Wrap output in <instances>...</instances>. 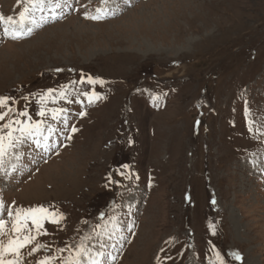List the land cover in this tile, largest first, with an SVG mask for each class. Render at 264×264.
<instances>
[{"label": "rangeland", "instance_id": "1", "mask_svg": "<svg viewBox=\"0 0 264 264\" xmlns=\"http://www.w3.org/2000/svg\"><path fill=\"white\" fill-rule=\"evenodd\" d=\"M26 6L0 0V135L42 124L0 163V242L17 209L49 216L20 264L82 241L99 264H264V0H38L20 23Z\"/></svg>", "mask_w": 264, "mask_h": 264}, {"label": "snow or ice", "instance_id": "2", "mask_svg": "<svg viewBox=\"0 0 264 264\" xmlns=\"http://www.w3.org/2000/svg\"><path fill=\"white\" fill-rule=\"evenodd\" d=\"M18 4L21 2V0H17ZM28 4L31 5V7H24L20 13H19V22L22 23L25 19L26 14H30L32 8H34L38 2V0H27ZM39 2H43V0H39ZM102 3H106V0H101ZM103 11L102 8H97L96 15H89L87 12L85 13V18L87 19H93L98 20L101 19L100 13ZM0 23H5L6 25H14L17 23L16 20L12 16L4 17L0 15ZM6 26L4 28V34L9 36L12 39H19L22 35L21 31ZM29 32L31 29L28 30ZM90 83H96L97 81H94L91 77L88 78ZM83 82V80H82ZM53 90L49 89L48 93H51ZM64 93H61V96H63ZM86 97H88L89 102H92L93 97L99 99L97 93H84ZM155 99V97H154ZM7 97H0V108L7 107ZM12 109H8V111H0V121L5 120L9 112H11ZM52 114L53 119L57 118L58 114L63 113L64 109H52L49 110ZM18 115L21 116H27L26 112H20ZM39 115L43 117L45 115V111L41 109L39 112ZM81 116L85 115L84 112L80 113ZM15 123L20 125L19 128L13 129V120L8 119V122L2 125L4 129H8L6 135H0V163H2L4 155L7 153L8 149L15 148L18 143H21L23 140V137L27 136L31 138L32 136L36 135L39 130L40 126L42 124V121L37 122H31L30 118L28 122L15 120ZM13 130L19 131L21 133L20 137H13L12 133ZM52 129L50 128L49 131ZM77 129L75 127L72 128V131L75 132ZM251 131V129H249ZM47 139V137H45ZM39 143V141H36ZM125 168L128 166L125 165ZM215 203V201H212ZM40 214V215H37ZM13 213L9 211V216L11 217ZM49 213L48 209L44 208L43 206H39L36 208H31L28 210H20L17 209L15 214V219L12 221V232L16 235L14 237H10L7 244H4L0 242V264H20L21 259V249L26 247L29 244H32L34 240H36V236L30 234V229H28V220L32 221V224L35 226L36 229H41L43 227L42 220L45 218H48ZM63 219V214L59 213H52L51 214V222L53 223H59V220ZM6 227V222L2 219H0V235L4 234V229ZM43 245L36 244L34 247L31 248L29 255H32L33 253L37 252ZM60 252H64L65 249H59ZM9 255H12L15 257L14 260L7 259ZM98 255H103V253H99ZM233 258L236 261H241L242 256L238 252L232 253ZM217 260H220L221 264H223V261L219 255V253H216ZM56 257H44L43 259L37 261V264H52V261H54ZM85 261L87 264H99V261L95 258V256L89 255V249L84 245L83 241L74 249L69 251V255L65 258L61 259L60 264H85Z\"/></svg>", "mask_w": 264, "mask_h": 264}, {"label": "bare ground", "instance_id": "3", "mask_svg": "<svg viewBox=\"0 0 264 264\" xmlns=\"http://www.w3.org/2000/svg\"><path fill=\"white\" fill-rule=\"evenodd\" d=\"M26 24V23H25ZM35 24V23H34ZM26 26V25H25ZM28 26V25H27ZM19 27V26H18ZM29 27V26H28ZM22 28V27H21ZM28 29H31V27L30 28H27V31H28ZM19 30V29H18ZM26 30V29H25ZM26 31V32H27ZM9 45V44H8ZM11 163H15V159H11L9 162H8V164H7V166L9 167L10 166V164ZM47 170V169H46ZM3 186H4V183H3ZM131 199H135L137 196H136V194H131L130 196H129ZM139 197V196H138Z\"/></svg>", "mask_w": 264, "mask_h": 264}]
</instances>
